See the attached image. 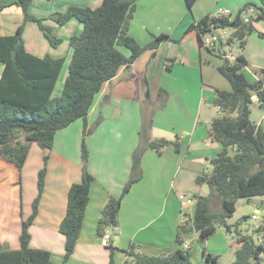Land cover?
<instances>
[{
    "label": "crops",
    "instance_id": "obj_1",
    "mask_svg": "<svg viewBox=\"0 0 264 264\" xmlns=\"http://www.w3.org/2000/svg\"><path fill=\"white\" fill-rule=\"evenodd\" d=\"M2 1L11 5L0 12V36L13 35L23 22L22 11L13 4L17 0ZM101 2L32 0L30 14L45 19L43 23L52 28L53 35L61 43L51 47L38 26L27 22L22 33L24 47L28 53L40 58L47 55L52 59H63L55 84V87L60 84L61 90L72 54L69 40L81 33L82 24L72 19L58 26L47 17L68 7L95 9ZM247 4L259 5L258 0H195L188 8L185 0H137L128 34L140 46L147 45L158 35L168 38L155 51L144 50L129 67L121 66L112 79L103 83L94 98L85 121L87 129L91 130L85 138L88 152L86 169L94 180L71 256L63 262L65 239L58 227L65 214L68 189L79 183L82 177L80 145L84 122L82 124L81 119L58 130L51 149L42 150L30 145L19 175L12 164L0 158V247L19 249L21 223L31 214L32 202L37 195V174L43 166V157L47 156L43 191L37 215L29 228V247L48 251L54 264H109L110 253L108 247L100 244L97 222L108 197H119L129 179L132 155L139 145L142 118L146 116L151 120V139L177 142L179 149L166 147L161 154L151 150L144 152L140 164L141 177L121 201L113 264L126 263L125 251L131 244L137 252L146 255L172 254L177 247L176 223L180 220L181 208L183 213L188 211L182 206L179 195L194 197L208 194L207 186L198 185L196 178L210 172L209 160L221 150L220 145L208 136L210 122L219 115L217 108L215 115L209 113L208 103L213 104L214 98L212 90L230 91L228 81L218 77L219 64H213L210 53L203 52L198 46L195 35L185 34V31L206 15L219 16V10L227 11V16L233 18ZM252 12L250 9L247 14ZM254 27L257 32L264 33V22L255 23ZM61 48H64L63 53H60ZM125 51L127 53L120 52L128 57L129 52ZM239 54L248 64L243 70L244 76L250 82L258 80L257 71L264 70V39L257 33L251 34ZM3 69L4 65L0 63V77ZM204 77H216L215 84L206 85L205 89ZM202 93L210 96L208 100H201ZM252 105L258 106L262 115L260 119L251 121L264 132V107H260L257 100ZM259 198L256 213L260 212L259 209L264 210V197ZM167 205L168 215L164 220L162 217ZM189 210L192 213L194 208ZM260 225L264 226V218ZM163 229H168V238L163 237ZM193 235L198 237L197 233L190 232L184 238L192 236L193 241ZM205 241H199L202 251L208 242ZM263 241L264 227L256 231V241L253 242L262 245ZM183 245L191 259L195 246L189 250V246ZM202 251L199 254L196 249L199 256H196L194 264H209ZM254 264H264V260L259 259Z\"/></svg>",
    "mask_w": 264,
    "mask_h": 264
},
{
    "label": "trees",
    "instance_id": "obj_2",
    "mask_svg": "<svg viewBox=\"0 0 264 264\" xmlns=\"http://www.w3.org/2000/svg\"><path fill=\"white\" fill-rule=\"evenodd\" d=\"M136 1L102 0L95 9L68 7L65 11L47 17L58 26L72 19L82 24L81 33L69 40L72 54L58 98H53L52 93L63 59H52L47 55L40 58L28 53L24 47L22 33L27 22L38 26L51 47L55 48L61 43L53 35L52 28L43 23L45 19L30 14L32 0H17L13 3L20 7L23 22L13 35L0 36V63L4 65L0 77V158L12 164L19 175L31 144L35 143L43 150L51 149L54 134L58 130L78 119L84 122L80 145L82 177L79 183L72 184L68 189L65 214L58 227L65 239L63 262L68 260L74 250L89 200L90 185L94 180L86 169L88 152L85 143L86 136L91 133L85 121L94 98L103 83L112 79L121 66L129 67L144 50L155 51L168 38L158 35L147 45L140 46L128 34ZM185 1L188 8L195 2ZM10 5L1 0L0 12ZM250 9L253 12L248 15ZM259 22H264V0H259L258 6L247 4L233 18L206 15L189 25L185 34H195L198 46L202 48L203 36L215 37L222 46L216 31L230 30L232 35L225 40V44L231 45L236 41L242 51L251 34L257 33L258 37L264 39V33L257 32L254 27ZM117 46L126 49L129 56H124ZM214 47L215 44L208 50L213 52ZM247 65L243 55L238 54L232 63L224 59V64L218 68L221 76L228 81L230 91L215 90L213 106L219 115L210 122L208 136L220 145L221 150L209 160L210 172L196 178V183L206 185L209 193L206 196H194L192 219L177 227L176 250L168 256H151L137 252L131 244L125 251L128 257L125 264H191L190 253L183 248L185 235L195 232L199 241L203 242L220 226L230 230L226 220L235 212L236 200L264 195V132L250 120L252 96H256L258 105L264 107V70L257 71L258 80L250 82L243 74ZM150 126L151 120L144 116L139 131V145L132 155L129 179L121 195L109 196L101 211L96 227L100 236L107 229H116L122 198L141 177L140 164L144 152L151 150L161 154L166 147L176 151L179 149L177 142L151 139ZM231 149L234 150L233 155H230ZM46 162L47 156H44L43 168L38 172L37 195L32 202L31 214L21 223L19 249L0 250V264H54L48 251L29 247V228L37 215ZM236 235L240 247L235 252L233 264L257 262L258 255L264 251V241L262 245H256L249 236L239 232ZM109 247V264H113L116 247L112 244ZM202 254L206 262L217 263V257L206 254L204 250Z\"/></svg>",
    "mask_w": 264,
    "mask_h": 264
},
{
    "label": "rangeland",
    "instance_id": "obj_3",
    "mask_svg": "<svg viewBox=\"0 0 264 264\" xmlns=\"http://www.w3.org/2000/svg\"><path fill=\"white\" fill-rule=\"evenodd\" d=\"M203 1H205V0H203ZM207 2H209V1H207ZM258 4H259V0H258ZM191 34H193V33H191ZM216 34L219 36V38L222 41L221 51L223 52L224 56H222L221 51H219V48H218L219 43L217 41H215V47H214V51L213 52L208 50V49H211L213 47H206L204 45L202 47V50H203V52L210 53L209 57H210V60L212 61V63L213 64L218 63L219 67H221L224 64V59H226L229 63H232L234 58L239 54L240 49H239V46H238L236 41H233V43L231 45H226L225 44V40L227 38L231 37V35H232V32L230 30H218V31H216ZM206 36L212 37L210 35H206ZM206 36L202 37V41H203L204 37H206ZM195 38H196V36H195ZM117 49L119 51H121L122 53L123 52L127 53L125 51L126 49H124V48H122L120 46H117ZM63 52H64V48H61L60 49V53H63ZM64 68L65 67H63V69ZM218 68H217V71H218ZM218 77L219 78L222 77L221 74L219 73V71H218ZM215 78L216 77H204L203 85H205V89H206V85L212 86V85L215 84L214 83V81L216 80ZM221 79H223V78H221ZM58 87L54 88V92H53V95H52L53 98H58L61 95V89H60L61 86H60V84H59ZM212 91H213V94H214L215 93L214 89ZM208 97H210V96L205 94V93L204 94L202 93L201 100L204 101L206 98L208 100ZM208 106H209V109H210L209 113L215 115L216 114V110H215V107L213 106V104L212 103H210V104L208 103ZM208 106H206V107H208ZM203 108H204V104H203ZM250 111L252 112L250 120H252V119L258 120V119H260V117L262 115V111H259L258 106H256V105L254 106V105L251 104L250 105ZM80 121L83 124V120H80ZM34 147L36 148L38 146L34 143ZM39 149H41V148H39ZM80 153H81V149H80ZM233 154H234V150L231 149L230 150V155H233ZM42 168H43V166H42ZM37 180H38V174H37ZM208 193H209V190H208ZM187 196H189V195H187ZM259 201H260V198L257 197V196L248 197V199H245V198L237 199L236 200L235 212L233 213L232 217H230V218H228L226 220L227 224L230 225V230H227L225 227L220 226V227L217 228L216 232L206 240L208 242L205 241L206 242L204 244L205 253L217 257V264H233V261L235 259V256H234L235 252L240 247V244L237 242L236 232H239L242 235L249 236L253 241H256V227L262 223L263 218H264V210L263 209H259L260 210L259 213L255 212V209L257 207H259L258 206L259 205L258 204ZM178 208H179V205L176 202V210L177 211H178ZM183 212L184 211L181 208L180 220L182 221V223H183V221L185 219ZM167 215H168V205L165 208V212H164V215H163L162 219L165 220ZM252 216H254L255 219H253ZM180 220H178V223H176V224L179 225L180 224L179 222H181ZM107 231L109 233H112L111 229H107ZM162 234H163V237L168 238V236H169L168 229H163L162 230ZM193 237H195V239L193 240V241H195L194 243L192 241V236H186L184 238V243L187 246L190 247L189 250H191L195 246L193 248V250H195V252L193 251V253H192V251H191V254L193 255L191 257V259H190V263L191 264L192 263L194 264V262L197 261L196 256H199L196 253V249L199 250V254L202 251V249H201L202 247H201V244L199 242L198 237L195 236V235H193ZM111 244H112L111 242H108V251H109V253L111 252V248L109 247V245H111ZM0 250H11V249H8L7 247H0ZM209 264H212V263H209Z\"/></svg>",
    "mask_w": 264,
    "mask_h": 264
},
{
    "label": "built area",
    "instance_id": "obj_4",
    "mask_svg": "<svg viewBox=\"0 0 264 264\" xmlns=\"http://www.w3.org/2000/svg\"><path fill=\"white\" fill-rule=\"evenodd\" d=\"M218 12H219L218 13L219 16H227V14H228L227 11H225V10H219ZM215 41H216L215 37L206 36L203 39V45L206 47H213ZM263 197H264V195H263ZM179 199L181 201L182 206L186 207L188 209V211H186L184 213L185 219H184L183 223L185 221H190L192 219L193 212L191 213V211L189 209L192 207L194 208L195 200L192 196H187L185 194L179 195ZM252 218L255 219L254 216H252ZM262 227H264V226L258 225L256 227V230L258 229V231H259V230H261ZM112 238H113L112 233H109L107 230H105L104 234L101 236V242H100L101 246L108 247V242H110L112 240ZM183 248L187 249V247L185 245H183ZM258 258L264 260V251L258 255Z\"/></svg>",
    "mask_w": 264,
    "mask_h": 264
},
{
    "label": "water",
    "instance_id": "obj_5",
    "mask_svg": "<svg viewBox=\"0 0 264 264\" xmlns=\"http://www.w3.org/2000/svg\"><path fill=\"white\" fill-rule=\"evenodd\" d=\"M218 48H219L220 51H221V45H218ZM221 53H222V51H221ZM251 100H252V101L257 100L256 96H252V97H251ZM116 242H117V230L114 229V231H113L112 245L115 246V245H116Z\"/></svg>",
    "mask_w": 264,
    "mask_h": 264
}]
</instances>
